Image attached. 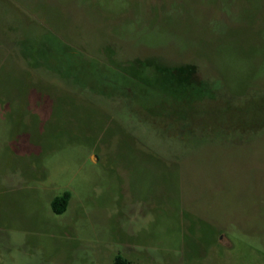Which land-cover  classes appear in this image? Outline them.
I'll return each instance as SVG.
<instances>
[{"label": "rangeland", "instance_id": "obj_1", "mask_svg": "<svg viewBox=\"0 0 264 264\" xmlns=\"http://www.w3.org/2000/svg\"><path fill=\"white\" fill-rule=\"evenodd\" d=\"M14 1L0 264H264V0Z\"/></svg>", "mask_w": 264, "mask_h": 264}, {"label": "trees", "instance_id": "obj_2", "mask_svg": "<svg viewBox=\"0 0 264 264\" xmlns=\"http://www.w3.org/2000/svg\"><path fill=\"white\" fill-rule=\"evenodd\" d=\"M69 200V194L65 192L59 197H56L52 200V207L55 212H62L67 206ZM110 264H131L125 257L121 255L115 256L114 260Z\"/></svg>", "mask_w": 264, "mask_h": 264}, {"label": "crops", "instance_id": "obj_3", "mask_svg": "<svg viewBox=\"0 0 264 264\" xmlns=\"http://www.w3.org/2000/svg\"><path fill=\"white\" fill-rule=\"evenodd\" d=\"M7 1H9V2H11V3L15 2L14 0H0V6L6 4Z\"/></svg>", "mask_w": 264, "mask_h": 264}]
</instances>
